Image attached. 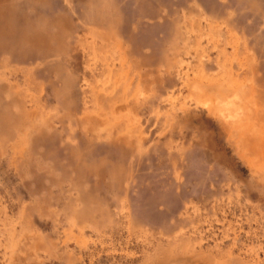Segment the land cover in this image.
Wrapping results in <instances>:
<instances>
[{
	"label": "rangeland",
	"instance_id": "rangeland-1",
	"mask_svg": "<svg viewBox=\"0 0 264 264\" xmlns=\"http://www.w3.org/2000/svg\"><path fill=\"white\" fill-rule=\"evenodd\" d=\"M0 264H264V0H0Z\"/></svg>",
	"mask_w": 264,
	"mask_h": 264
}]
</instances>
